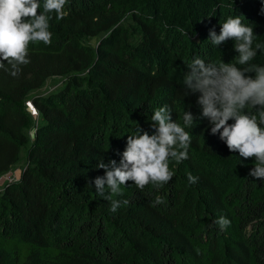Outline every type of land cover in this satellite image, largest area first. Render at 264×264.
<instances>
[{
    "label": "trees",
    "instance_id": "16d2710c",
    "mask_svg": "<svg viewBox=\"0 0 264 264\" xmlns=\"http://www.w3.org/2000/svg\"><path fill=\"white\" fill-rule=\"evenodd\" d=\"M262 6L67 0L63 19L49 13L51 43L30 42V63L17 76L0 69V182L25 157L21 177L0 184V264H264V180L249 176L254 158L210 133L199 94L185 96L183 83L193 58L247 67L237 62L235 41L209 40L230 16L253 28L249 64L264 67ZM51 78L63 85L33 97L39 119L30 138L27 100ZM164 105L191 136L188 159H170L174 176L162 186L122 185L113 199L129 203L111 212L110 190L100 196L91 183L104 175L96 166L119 162L138 128L152 134L151 117ZM245 109L259 121V108ZM184 111L197 118L192 128ZM221 216L231 221L225 230L215 223Z\"/></svg>",
    "mask_w": 264,
    "mask_h": 264
},
{
    "label": "clouds",
    "instance_id": "9594fccd",
    "mask_svg": "<svg viewBox=\"0 0 264 264\" xmlns=\"http://www.w3.org/2000/svg\"><path fill=\"white\" fill-rule=\"evenodd\" d=\"M67 0H44L43 11H40L39 0H0V69L17 76L21 65L30 63L28 45L33 41L51 43L49 13L55 12L56 19L65 16L64 6ZM264 14V6L261 8ZM254 31L251 26L242 22L241 16L228 17L221 24L217 34L215 28L209 30V40L219 47L228 40L235 41L234 49L238 53V68L234 64L208 62L193 58L184 74L185 96L199 94L197 104L201 109V118H206L210 133H219V138L230 152H238L244 159L254 158V167L249 176L264 180V67L249 62L256 56L253 49ZM257 45V49H259ZM10 68L5 66L4 62ZM254 72L255 76L248 75ZM259 108V121L256 115L245 113V108ZM172 109L164 105L151 117L152 134L137 129L135 135H128L126 147L120 160L110 159L104 163L101 159L98 169L104 170L103 176H97L91 182L98 195L105 196V189L110 190L106 199L111 201V212H116L121 204L129 201L113 199L123 195L121 186L132 181L139 189L147 185L157 187L169 183L174 172L169 161L180 163L188 159L191 136L177 120L172 119ZM196 117L191 111H184L183 124L193 127ZM234 121L229 124V121ZM142 132V134H141ZM189 183H196L198 177L188 174ZM156 204L163 203L160 197ZM221 230L230 226L231 221L223 216L215 221Z\"/></svg>",
    "mask_w": 264,
    "mask_h": 264
},
{
    "label": "rangeland",
    "instance_id": "374dc122",
    "mask_svg": "<svg viewBox=\"0 0 264 264\" xmlns=\"http://www.w3.org/2000/svg\"><path fill=\"white\" fill-rule=\"evenodd\" d=\"M126 24V23H124ZM64 79L63 78H51L49 79L46 84L44 85V87H42L40 90L32 92L27 100L26 103V107L28 108L29 104H33L32 103V99L34 96L36 95H46L52 92L57 91L58 89H60L63 85ZM246 111V109L244 110ZM30 113V112H29ZM30 117L32 119V123L31 126L28 130V134L30 136V138H32L34 136L35 133V127L37 125V121L39 119V113L36 111L35 114H31L30 113ZM24 154H23V159L21 160V162L19 163L18 166H16L8 175H6L5 177L2 178L0 184H3L5 182H15L17 181L22 174V164L24 163Z\"/></svg>",
    "mask_w": 264,
    "mask_h": 264
},
{
    "label": "built area",
    "instance_id": "2783aa9c",
    "mask_svg": "<svg viewBox=\"0 0 264 264\" xmlns=\"http://www.w3.org/2000/svg\"><path fill=\"white\" fill-rule=\"evenodd\" d=\"M28 110H29V112H30L31 114H35V113H36V109H35V107H34L33 104H29V106H28ZM7 175H8V174H7Z\"/></svg>",
    "mask_w": 264,
    "mask_h": 264
}]
</instances>
